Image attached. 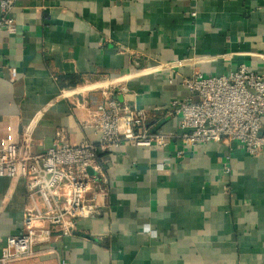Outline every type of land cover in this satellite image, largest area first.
I'll return each instance as SVG.
<instances>
[{
    "label": "crops",
    "instance_id": "crops-1",
    "mask_svg": "<svg viewBox=\"0 0 264 264\" xmlns=\"http://www.w3.org/2000/svg\"><path fill=\"white\" fill-rule=\"evenodd\" d=\"M16 33L0 31V149L24 133L33 151L56 138L95 143L91 99L121 85L151 130L179 134L182 78L264 73V0H15ZM17 71L11 81L9 69ZM264 133V117L262 119ZM108 194L57 255L16 264H264V149L123 144L99 156ZM162 165L163 169H157ZM25 181L0 178V252L22 229ZM147 229V231L145 230Z\"/></svg>",
    "mask_w": 264,
    "mask_h": 264
},
{
    "label": "built area",
    "instance_id": "built-area-1",
    "mask_svg": "<svg viewBox=\"0 0 264 264\" xmlns=\"http://www.w3.org/2000/svg\"><path fill=\"white\" fill-rule=\"evenodd\" d=\"M15 0H0V31L16 33L10 18ZM11 81L17 71L9 69ZM181 85L190 97L173 101L168 115L178 118L179 134L167 135L151 130L146 110L136 104L137 95L121 85L103 91L105 101L96 102L89 126L98 134L95 143L82 141L69 145L56 138L42 152L33 151L28 133L17 144L0 149V178L20 177L25 181L27 205L22 229L8 237L0 252V264H16L39 255H57L52 244L71 237L78 221L91 210L104 206L108 186L98 161L101 154L123 144L133 147H173L181 158L186 151L206 144H239L251 156L264 149V73L245 65L227 75L196 73L182 78ZM110 96V97H109ZM157 169H163L157 165ZM60 264H68L60 260Z\"/></svg>",
    "mask_w": 264,
    "mask_h": 264
},
{
    "label": "clouds",
    "instance_id": "clouds-1",
    "mask_svg": "<svg viewBox=\"0 0 264 264\" xmlns=\"http://www.w3.org/2000/svg\"><path fill=\"white\" fill-rule=\"evenodd\" d=\"M147 231V229H145Z\"/></svg>",
    "mask_w": 264,
    "mask_h": 264
}]
</instances>
